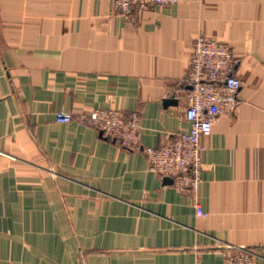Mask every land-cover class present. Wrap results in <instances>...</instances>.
<instances>
[{"label":"crops","instance_id":"obj_1","mask_svg":"<svg viewBox=\"0 0 264 264\" xmlns=\"http://www.w3.org/2000/svg\"><path fill=\"white\" fill-rule=\"evenodd\" d=\"M112 3L0 0V264H227L226 246L264 264V0ZM199 36L231 47L241 105L202 138V182L180 192L144 149L190 129ZM97 109L138 113L137 146L75 120Z\"/></svg>","mask_w":264,"mask_h":264},{"label":"built area","instance_id":"obj_2","mask_svg":"<svg viewBox=\"0 0 264 264\" xmlns=\"http://www.w3.org/2000/svg\"><path fill=\"white\" fill-rule=\"evenodd\" d=\"M180 0H113V10L126 15L133 9H147L173 5ZM235 56L231 47L222 41L199 36L192 46V55L186 74L189 86L185 100L184 118L190 129L175 135L160 147H147L144 154L149 170L161 177L171 178L180 192L197 190L202 182V138L209 135L213 125L223 116H234L241 105L239 91L241 80L235 74ZM75 118L71 113L59 112L57 123H69ZM80 124L100 131L102 136L119 147L132 150L138 144L141 120L133 112L126 117L113 109H97L77 117ZM196 215L206 217L199 204ZM232 254L227 264H259L257 254L248 247H230Z\"/></svg>","mask_w":264,"mask_h":264},{"label":"water","instance_id":"obj_3","mask_svg":"<svg viewBox=\"0 0 264 264\" xmlns=\"http://www.w3.org/2000/svg\"><path fill=\"white\" fill-rule=\"evenodd\" d=\"M176 100L174 101L173 99H169V100H166V103L167 104H176ZM167 181H170L172 182V179L171 178H167Z\"/></svg>","mask_w":264,"mask_h":264}]
</instances>
